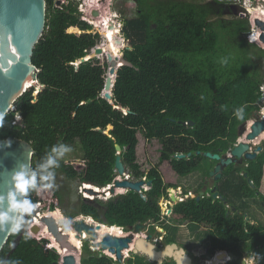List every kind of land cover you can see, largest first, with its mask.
<instances>
[{"label":"trees","instance_id":"1","mask_svg":"<svg viewBox=\"0 0 264 264\" xmlns=\"http://www.w3.org/2000/svg\"><path fill=\"white\" fill-rule=\"evenodd\" d=\"M134 1L135 15L124 18L122 29L131 47L124 50V58L132 66L118 67L112 99L108 100L101 97L108 63L102 65L95 58L75 65L100 39L99 33L87 32L93 22L80 19L75 1L57 7L56 0H46L44 32L32 55L37 85L33 82L0 126V139L25 140L35 151L30 173V177L35 173V183L24 200L39 203L46 212L62 209L70 219L82 214L125 231L138 222L163 224L159 200L169 197V188L181 186L179 179L201 170L204 156L197 151L214 153L222 148L227 152L234 146L239 126L260 110L264 83V47L253 37L251 42L245 38L250 31L248 19L226 18L232 10L226 0ZM76 28L81 32H74ZM40 85L41 91L34 95ZM240 107L243 118L234 114ZM18 114L22 120L13 124ZM139 130L148 140L162 144L159 163L148 172L136 161ZM75 143L82 152L80 159L60 160L59 153L53 151ZM116 144L123 149L122 159L130 175L146 177L151 186L143 191L145 197L129 190L107 197L106 202L91 201L87 189L101 188L88 183L106 187L117 177ZM181 153L192 155L175 156ZM49 157L56 164L44 167ZM165 162L171 165L174 178L163 175ZM263 167L264 150L242 170L248 177L240 176L241 169L230 164L218 179L224 178L217 187L227 203L236 207L235 212L230 209L228 213L227 204L212 196L188 198L174 206L175 223L186 220L194 226L207 225L210 243L205 253L213 257L210 264H242L243 243H250L248 258L255 253L264 255V224H252L243 212L247 200L255 195L264 201L259 192ZM49 173L85 183L83 192L89 199H80L69 212L64 208V190L54 179H41ZM49 184L52 187H46ZM31 216L19 211L17 219L23 220L20 233H11L0 252V264H60L61 255V264L66 262L65 254L48 246L52 240ZM165 240L171 243L173 238L169 235ZM228 253L236 258H229ZM255 260L264 264L260 256ZM81 264L118 262L84 241ZM126 264L154 263L132 254Z\"/></svg>","mask_w":264,"mask_h":264},{"label":"water","instance_id":"2","mask_svg":"<svg viewBox=\"0 0 264 264\" xmlns=\"http://www.w3.org/2000/svg\"><path fill=\"white\" fill-rule=\"evenodd\" d=\"M46 8V0H0V119H3L16 108L17 100L27 91L26 87L30 83L32 76H35L34 83L38 80L36 74L37 67L32 63V55L34 46L38 43L44 32ZM92 13L95 17L102 16V12L98 9L93 10ZM257 23L264 26V23L259 20ZM117 26L118 24L115 19H112V23L108 26V29L114 30L116 37ZM98 31L96 33L101 34L100 43H97L85 57L80 58L76 66L90 59L98 58L100 54H105L109 68L106 72L105 86L101 97L111 100L113 87L118 76V67L121 65L132 66V63L124 58V54L122 56L115 54L112 48L107 46L110 45L108 33H106L105 39L103 35L105 32H102V30ZM115 42L123 44V40L119 38H116ZM40 87L42 88L43 86L40 85ZM41 88L38 89L36 95L41 91ZM11 107L13 108L11 109ZM262 113L258 119L251 122L249 128L247 127L248 129L244 127L240 131V134L243 136L242 139L230 148L225 156L222 157L218 153L208 151L196 152L218 161L215 168L210 171V175L214 179L221 178L223 171L230 164L236 163L243 158L253 160L257 157L258 152L263 150L262 146H258L255 150L251 149V142L264 134V115ZM190 124L193 125L194 122L192 121ZM108 129H111V126ZM116 149L115 169L117 177L114 182L107 187H99L93 183H88L95 188H101V190L89 188L87 191L92 195H102L107 198L110 194H117V189L122 188L125 191L133 190L139 192L144 196L143 189L145 185L151 186L152 182L147 180L146 177L138 180L128 179V169L121 155L123 149L119 144H116ZM34 152L32 145L25 140L18 138L0 139V212H7L10 216V220L4 225V231L11 229L20 211L10 210V194L15 196L16 201L22 202L26 193V191L19 192L16 190V182L13 176L16 172L22 171L26 176L30 177ZM191 155L192 153H188V155L181 153L175 156L185 158ZM248 181L252 183L250 178ZM212 192L214 193V197H216L218 193L217 187H214ZM200 193L202 195L204 192L201 191ZM171 199L176 203L180 201V198L175 194L171 195ZM196 199L200 200V196H197ZM46 213V211L42 210V206L38 205L33 210L32 215L35 217L34 221L40 227L48 228L49 233L63 249L67 248L71 252V256L67 257L65 259L66 262L63 264H81V247L83 246V241H88L86 238L81 239L84 231L92 234L91 241L93 247H98L97 249H101L102 251L108 250L113 254L118 264H125L126 257L130 254L146 256L148 260L155 264H163L166 259H173L176 264H194L193 257L183 247H179L177 243L173 242L161 247L152 241L151 236L141 235L142 231L147 227V223L145 222H138L127 235L115 236L112 233H107L102 239L98 240L97 229H101L103 223L97 222L96 226L84 218L87 216L81 214V216H77L72 222V227L78 232L77 238L78 242H80L79 244L72 242L70 232L64 231L59 226L56 218ZM36 217H39L42 223L36 221ZM10 235L11 232L0 233V252ZM20 237H18L16 243ZM126 250L129 253L128 255L125 252ZM227 256L229 258H236L233 253H228ZM77 258L78 263L76 262ZM207 258H210V256H207ZM62 260L64 258L61 256L60 264ZM244 261L245 259L242 258L241 263L243 264ZM201 262L203 261L199 263Z\"/></svg>","mask_w":264,"mask_h":264},{"label":"rangeland","instance_id":"3","mask_svg":"<svg viewBox=\"0 0 264 264\" xmlns=\"http://www.w3.org/2000/svg\"><path fill=\"white\" fill-rule=\"evenodd\" d=\"M58 1L56 4L59 6L62 5L63 3L68 2V0H58ZM75 2H76V5L78 6L79 17L81 20L87 21L86 19H88V20L90 19L89 21L92 23L93 22L92 17H94L96 20L101 21L104 18V16L106 15L107 10H109L112 14H114V17H112V18L115 19L116 23L118 24L119 30H120V34H119L118 38L123 40V44H118V49H119L118 51H120L119 54H120V56H122L124 54V50L127 47H129L126 36H125L124 32L122 31L123 26H124V18L128 17V16H134L135 15V10H136L135 1L134 0H80V1L75 0ZM226 2H227V4H229L232 7L231 13H228L226 15V18H229V19H231V18L248 19L250 22V31H249V33H247L245 35V38L249 39V38L253 37L255 40H257L255 38V36L259 37L260 41L257 40L258 42H256V43H258L260 46L264 47V39H263L264 26L257 24V20L255 19V17L258 15L257 13H259V11H260L259 8L264 6V1L263 0H226ZM90 4H94V8H91ZM95 5H98L99 7L95 6ZM93 9L94 10L95 9L100 10L102 12V16L95 17L92 13ZM255 14H257V15H255ZM255 21H256V23H255ZM90 22H88V23H90ZM98 30L99 29H97L95 26L92 25V29L87 30V32L96 33V32H99ZM74 32H81V31H79L76 28L74 30ZM100 38H101V34H100ZM99 41H100V39H99ZM99 41H98V44L100 43ZM249 41L251 42L250 39H249ZM104 43H105V41H104ZM129 48H131V47H129ZM96 59H98L102 65L105 64V62H107L105 54H100L99 57ZM77 62L75 63V65H77ZM36 74H37V71H36ZM36 82H37V80H36ZM34 84H36V83H34ZM39 88H41V87L36 86V90H35L34 95H36ZM261 91H262V100H261L260 110L255 111L248 120H246L244 123H242L239 126V130H238L239 136L236 140V143H234L233 145L237 144L239 142L240 138L243 137L240 134V131L242 129H244V127L249 128V126L251 124L250 122L258 119L261 112L263 111V109H264V83L261 85ZM137 137H138V145H137V159H136V161L140 165L142 171L148 172L152 168L153 165H157L159 163V160L161 157L162 144L157 139L148 140L141 130L138 131ZM64 146L69 148L70 151L64 152L63 155L59 154L58 158L60 160L80 159L82 157V152L79 148L78 143H75L74 145H71V146H69V145H64ZM251 146H252L251 147L252 150H253V147L257 148L258 146H262L264 149V134H262L259 138H257V140L252 141ZM208 152H210V151H208ZM253 160H255V159H253ZM214 162H216L215 159L204 156V158L202 159V164H201L202 168L200 171H196V172L192 173L191 175L186 176L184 179L181 178L178 180V184L180 183L181 191L183 192L182 195H184V192L189 191L190 193H193L194 195L198 196L200 194L198 192V190L201 188L200 185H202V180L207 178V177H210V181H213L214 177L209 175V173H210L209 170L212 167ZM127 169H128V173L131 174L130 169L129 168H127ZM211 170H213V167ZM161 171L163 172V175H165L167 177H169L170 175H172L173 178L175 177V175L172 174L173 171H172V168H171V165L169 164V162L163 163V165L161 166ZM231 177L234 178V176H231ZM131 178L138 180V179H136L135 176H132V175H131ZM186 178L190 179V181L187 183H185L186 182L185 180H187ZM238 178H239V176H238ZM53 179L55 181V184H57V186H59L60 189H63L65 194H66L65 199H64V208L66 210H68L69 212L72 210V206L74 207V205L77 204L80 201V199H82V198L87 199L84 196L85 192H83V189H82L83 183H80L77 181H75V182L67 181L66 179H64L63 175L54 174V173H53ZM240 179H242V178H239V181H240ZM214 180H215V183L217 184L220 182L222 183L224 178L221 180H218V179L217 180L214 179ZM252 184H253V181H252L251 185ZM149 188H150V186L145 185V188L143 189V191H147ZM119 189H121V188H118L117 194H114V195H118V194L126 192V191L119 192ZM179 190H180V187H178V191ZM174 192L177 195V191H174ZM259 192L264 196V167H263V175H262L261 187L259 188ZM114 195H111V197ZM92 198H93V200H100L101 202H106L109 199V198L108 199L105 198L102 195H98V196L92 195ZM166 203H167V200H164V197H162L158 203L160 206L161 215L167 216V220L163 219V225H162L163 227L155 225L153 222L152 223L145 222V223H147V227L142 231L141 234L152 233L153 236H157L158 232H160V233L163 232V235H164L168 231L169 235L172 238H174L175 241L177 240L180 244H183V245H190V247H191V245L193 246V248L197 252V254H196L197 260L195 261V263H198V261L201 260L203 262H201L199 264H210L208 261L209 259L206 258L208 255H206V253H205L206 249L209 247V243H210L207 225H202V228H201L199 226H194L192 223L191 224L188 223L186 220H183V221L178 222L176 226H173L174 225L173 223H175V222H174V219L172 217V214H170V215L166 214L172 208L173 203L171 205H168V206L166 205ZM247 203H248L247 206L243 209V212H245V214H246V220L251 222L252 224H264V201H263L262 197L260 195H255L253 198L248 199ZM174 204H176V203H174ZM60 210H61L60 212L63 214L62 209H60ZM63 215L65 216V214H63ZM31 217L33 218V216H31ZM74 219H70V218L66 217V224L68 223L67 225L72 227V222ZM159 227H161V229ZM162 228H165V229L162 230ZM123 231H125V230H123ZM42 233L45 235L43 228H42ZM125 233H128V231H125ZM51 242L52 243H50V245L52 246L53 241H51ZM88 242L91 244V248L93 250L97 249L96 247H93L91 240H89ZM78 243L80 244V242H78ZM249 244L250 243H246V244L243 243L242 244V250L245 254L243 258L245 260L252 259V258L247 257V253L249 252ZM107 251L108 250H104L103 252L108 254V255H111ZM81 252H82V247H81ZM130 255H128L127 257H129ZM212 264H215V263H212ZM255 264H256V260H255Z\"/></svg>","mask_w":264,"mask_h":264},{"label":"clouds","instance_id":"4","mask_svg":"<svg viewBox=\"0 0 264 264\" xmlns=\"http://www.w3.org/2000/svg\"><path fill=\"white\" fill-rule=\"evenodd\" d=\"M75 1V0H74ZM78 1H80V0H78ZM91 24V23H90ZM37 84V83H36ZM33 86H35V85H33ZM31 88V87H30ZM14 110H16V108L14 109ZM243 112H244V109H243V107H240V108H237V109H235L234 110V114L238 117V118H243ZM16 119H18V123H20L21 122V120H22V117L20 116V114H18V115H16L15 116V120ZM18 123H16V124H18ZM0 126H2V119H0ZM53 151L54 152H58L60 155H63L64 154V152H67V151H70V149L69 148H67V147H65V146H63V145H61L60 146V148H56V147H54L53 148ZM54 164H56V160L55 159H53L52 157H49L48 158V161H47V165H45L44 167H47V166H50V165H54ZM129 175H130V173H129ZM34 177H35V173H33V176L32 177H28V176H26V174L24 173V172H16L15 174H14V176H13V179L15 180V182H16V190L17 191H19V192H25V191H27L28 190V188L29 187H32V186H34V183H35V181H34ZM130 177H131V175H130ZM41 179L42 180H52L53 179V176H52V174L51 173H49L48 175H46V176H42L41 177ZM85 183H83V185H84ZM111 185V184H110ZM110 185H108V186H110ZM46 187H52V185L51 184H49V185H46ZM107 187V186H106ZM145 188V187H144ZM173 188V187H172ZM172 188H170V191L172 190ZM181 188V187H180ZM169 191V197H167V198H165L164 197V200H170L171 201V195L172 194H175L174 192L172 193V192H170ZM183 194V192L181 191V189H180V193H177V195H178V197L180 198V201L179 202H181V201H183V200H186V199H188V198H196L197 196L196 195H194L193 193H190V192H188L187 194H185L184 193V195H182ZM176 195V194H175ZM176 195V196H177ZM190 195H191V197H190ZM199 196V195H198ZM87 199H89L88 197H87ZM89 200H93V198H90ZM172 203H173V206H172V208H171V212H170V214H172V212H173V208H174V206L176 205V204H178V203H176V202H173V201H171ZM174 203H176V204H174ZM9 204H10V210H12V211H15V210H20V212L21 213H28L29 215H32V212H33V210L35 209V207L36 206H38V205H40L39 203L38 204H36V205H34V203L32 202V201H30V200H27V199H25L24 201H22V202H18V201H16L15 200V196L14 195H11L10 194V196H9ZM41 206V205H40ZM33 216V215H32ZM162 216V215H161ZM90 217V216H89ZM33 219L35 220V217L33 216ZM10 220V216L8 215V213L7 212H0V233H5V232H7V233H9V232H11V233H14V234H19L20 233V230H21V227H22V224H23V220L22 219H17V221L15 222V223H13L12 224V226H11V229L9 230V231H4L3 230V228H4V225L8 222ZM33 220V221H34ZM35 222V221H34ZM36 223V222H35ZM174 225L173 226H176L177 225V223H173ZM204 227V226H203ZM202 228V227H201ZM123 230H124V228H123ZM163 230H164V228H163ZM130 231H128V233H129ZM209 234V233H208ZM141 235H143V236H146L145 234H141ZM166 235V234H165ZM165 235H163V236H165ZM25 239H27V237H25ZM52 243V242H51ZM53 246V245H52ZM56 248V247H55ZM98 250V249H97ZM102 251V250H101ZM103 252V251H102ZM104 253V252H103ZM111 256V255H110ZM209 256V255H208ZM257 256H260L261 258H264V255H261V254H259V253H255L254 255H253V257H252V259H250V260H245L244 262H243V264H255V257H257ZM113 257V256H112ZM207 258V257H206ZM210 258H212L211 256H210ZM210 258H207V259H210ZM206 260V259H205ZM201 261V260H200ZM199 261V262H200ZM197 264H199V263H197ZM212 264V263H211Z\"/></svg>","mask_w":264,"mask_h":264},{"label":"bare ground","instance_id":"5","mask_svg":"<svg viewBox=\"0 0 264 264\" xmlns=\"http://www.w3.org/2000/svg\"><path fill=\"white\" fill-rule=\"evenodd\" d=\"M264 1V0H263ZM98 2V1H97ZM97 4V3H96ZM91 6V8H94V4H90ZM95 6H98V5H95ZM101 6V5H100ZM99 7V6H98ZM96 8V7H95ZM94 10V9H93ZM259 13H257V14H255V15H257L256 17H255V19L258 21H260L261 20V22L262 23H264V6L263 7H260L259 8ZM257 12V11H256ZM112 17H114V14H112L109 10H107L106 11V15L104 16V18L101 20V21H98V20H96L94 17H92V19H93V23H94V25L93 26H95L97 29H99V30H102V32H105V34L103 33V35H104V37H105V39H106V33H108V37H109V40H110V45H107V46H109L110 48H112V51L115 53V54H118V55H120L119 53H120V51H118L119 49H118V44L115 42V40H116V38H118V36H119V34H120V30H119V27L117 26V37H116V35H115V33H114V30H110V29H108V26L112 23ZM255 23H256V21H255ZM258 24V23H257ZM263 32H264V30H263ZM255 38L258 40V41H260V39H259V37H256L255 36ZM105 41V40H104ZM34 71H35V69H34ZM34 80H35V76L33 75L32 76V79H31V81H30V83L28 84V86L26 87L27 88V90H28V88L33 84V82H34ZM13 107H11V109H12ZM263 113V115H264V109H263V111H262ZM251 123V122H250ZM240 139H242V138H240ZM257 140V139H256ZM250 183V182H249ZM251 187L252 188H255V185L254 184H252L251 185ZM99 190H101V189H99ZM125 190L124 189H119V192H124ZM180 191V190H179ZM111 196V194L108 196V197H110ZM61 210L60 209H57V210H55V211H50V212H47L46 214L47 215H50V216H53V217H55L56 218V220L58 221V224H59V226L61 227V228H63V230L65 231H68V232H70V234H71V240H72V242H75V243H78V238H77V234H78V232L75 230V229H73L72 227H70L69 225H67L66 224V217L60 212ZM42 216V215H41ZM44 216V215H43ZM84 217V216H83ZM88 217V216H87ZM84 217L89 223H92V224H94V225H96L97 226V221H95L94 219H92L91 217ZM36 221H38V222H40V223H42L40 220H39V217H36ZM68 221V220H67ZM43 229H44V233H45V235L47 236V237H49L52 241H53V245L61 252V253H63V254H65L67 257H69V256H71V252L67 249V248H65V249H63L61 246H60V244L56 241V239L49 233V230H48V228L47 227H43ZM97 232H98V240H100V239H102L103 238V236L105 235V234H107V233H112L113 235H115V236H124L126 233H125V231H123V229H122V227H119V226H117V225H113V226H109V225H105V224H103L102 225V227H101V229H97ZM84 239V238H86L88 241L89 240H92V234H90V233H88V232H86V231H84L83 233H82V235H81V239ZM96 248H98V247H96ZM108 253H110L109 251H107ZM126 252V254L128 255L129 253H127V250L125 251ZM129 252V251H128ZM111 254V253H110ZM111 256H113V254H111ZM76 262L78 263V258H77V260H76Z\"/></svg>","mask_w":264,"mask_h":264},{"label":"flooded vegetation","instance_id":"6","mask_svg":"<svg viewBox=\"0 0 264 264\" xmlns=\"http://www.w3.org/2000/svg\"><path fill=\"white\" fill-rule=\"evenodd\" d=\"M254 149H256V148H254L253 147V150ZM262 149H263V147H262ZM264 150V149H263ZM262 150V151H263ZM261 151V152H262ZM261 152H258V155L261 153ZM214 153H218V154H220L222 157L223 156H225L226 154H227V152H225L222 148H218L217 149V151H215ZM258 155H257V157H258ZM257 157L255 158V159H257ZM217 163H218V161L216 160V162H214L213 163V165H212V167H213V169L215 168V166L217 165ZM232 166H233V168L234 169H237V168H239V169H241V171L240 172H238V174L240 175V176H245V177H248V172L247 171H242L244 168H247L248 166H249V159H245V158H243V159H241L240 161H238V162H236V163H232L231 164ZM212 167L210 168V170L209 171H211V169H212ZM229 167V166H228ZM226 169V168H225ZM247 174V175H246ZM209 175H210V173H209ZM201 186V188L198 190V192L200 193L201 191L202 192H204L202 195H200L199 194V196H200V199L201 198H203V197H208V196H212V198L214 199V200H219V201H222V202H225L226 204H227V207H228V209H229V211H228V213L230 212V209L232 210V212H235V210H236V207L235 206H232V205H229L228 203H227V199L222 195V193H220L219 192V190H218V187H217V184L215 183V180H214V178H213V181H210V177H207V178H205V179H203L202 180V185H200ZM179 187H181V186H179ZM214 187H217V196L216 197H214V193L212 192V189L214 188ZM168 191H170V188L168 189ZM174 191H177V193H180L179 191H178V187H176V188H172V191H170V192H174ZM175 193V192H174ZM171 201H172V199H171ZM163 221V220H162ZM163 225V224H162ZM161 225V226H162ZM163 227V226H162ZM160 229H161V227H159ZM165 229V228H164ZM162 230H163V228H162ZM167 230V229H166ZM165 230V231H166ZM166 234V235H165ZM164 235L165 236H163V232L162 233H160V232H158V235L157 236H153L152 235V233H150V234H145L146 236H151V239H152V241L153 242H155L158 246H161V247H163V246H165V245H167V244H169V243H167V241L165 240L166 238H167V236H169L168 234H169V232L167 231L166 233H165ZM160 236H163V239H161L160 238ZM155 239H157V241H155ZM173 242H175V243H177L178 244V246L179 247H183L192 257H193V259H194V264H197V263H195V261L197 260V253H196V251H195V249L193 248V246L191 245V247H190V245H183V244H180L177 240L175 241V239L173 238V241H171V243H173ZM132 255V254H131ZM146 257V256H145ZM146 259L148 260V258L146 257ZM170 260H173V259H166L165 260V262L166 261H170ZM148 261H150V260H148ZM174 261V260H173ZM150 262H152V261H150ZM164 262V263H165ZM175 262V261H174ZM152 263H154V262H152ZM163 263V264H164ZM198 263H199V261H198ZM125 264H126V260H125ZM155 264V263H154ZM176 264V263H175Z\"/></svg>","mask_w":264,"mask_h":264},{"label":"built area","instance_id":"7","mask_svg":"<svg viewBox=\"0 0 264 264\" xmlns=\"http://www.w3.org/2000/svg\"><path fill=\"white\" fill-rule=\"evenodd\" d=\"M58 1V0H57ZM57 1H56V3H57ZM69 1H74V0H68V2ZM67 2V3H68ZM55 3V5L57 6V7H60L59 5H57ZM16 123H18V119H16V120H14V122H13V124H16ZM127 177H128V179H132L131 177H130V175H127ZM145 178V177H144ZM83 189V188H82ZM181 189V188H180ZM178 196V195H177ZM181 198V197H180ZM172 204V202L170 201V200H167V203H166V205L168 206V205H171ZM170 212H171V209L166 213V214H168V215H170ZM161 219L163 220V219H166L167 220V216L166 215H162L161 216ZM122 229H123V227H122ZM127 234H129V233H126L125 235H127ZM160 238L161 239H163V236H160ZM155 241H157V239H155ZM48 246H51L50 244L48 245Z\"/></svg>","mask_w":264,"mask_h":264},{"label":"crops","instance_id":"8","mask_svg":"<svg viewBox=\"0 0 264 264\" xmlns=\"http://www.w3.org/2000/svg\"><path fill=\"white\" fill-rule=\"evenodd\" d=\"M191 175V174H190ZM189 176V175H188ZM185 178V177H184ZM183 178V179H184ZM187 180H185L186 182L185 183H187V182H189L190 181V179L189 178H186Z\"/></svg>","mask_w":264,"mask_h":264}]
</instances>
